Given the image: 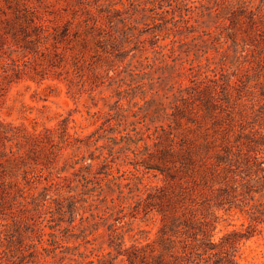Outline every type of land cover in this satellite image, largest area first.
<instances>
[{
    "label": "rangeland",
    "instance_id": "1",
    "mask_svg": "<svg viewBox=\"0 0 264 264\" xmlns=\"http://www.w3.org/2000/svg\"><path fill=\"white\" fill-rule=\"evenodd\" d=\"M173 117L175 148L230 141L223 189L239 205L209 211L218 243L264 208V0H0V264H85L93 246L107 251L96 222L116 224L121 204L131 212L133 184H166L137 170ZM123 222L126 247L128 234L145 245L161 227L156 212ZM257 228L237 264H264Z\"/></svg>",
    "mask_w": 264,
    "mask_h": 264
},
{
    "label": "trees",
    "instance_id": "2",
    "mask_svg": "<svg viewBox=\"0 0 264 264\" xmlns=\"http://www.w3.org/2000/svg\"><path fill=\"white\" fill-rule=\"evenodd\" d=\"M202 105L209 115L210 103L202 102ZM175 110L176 106L173 112ZM175 125L179 126V122L173 117L167 128L155 127L151 134L154 136L155 150L145 154L137 170L142 176L155 171L163 176L166 184L164 187L144 185L143 189L138 188L139 184H133L128 190V193L136 192L131 212L123 214L126 207L121 204L118 213H122V217L118 218L116 224H106V220L96 222L98 226H106L108 250L93 246L86 256L89 261L85 264H115L120 257L123 264H237L235 256L238 244L242 240L261 235L262 230L257 226L264 224V208L247 211L249 222L243 230L224 235L218 243L212 240L218 217L209 211L215 208L228 212L239 205H235L234 195L231 201H227L223 189L226 186L224 174L233 166L234 160L230 141L222 139L220 144H216L206 138L201 150L196 151L194 146L188 147L185 139H182L175 148L174 140L169 137L173 135ZM124 138L128 142L133 141L129 134ZM152 158L156 162L150 160ZM103 167L107 171L111 170L107 160ZM89 182L85 179L84 187ZM215 183L220 186L214 188ZM117 189L119 194H123L121 186L117 185ZM74 203L70 201L67 205L71 215L77 210ZM226 203L228 206H225ZM101 204L102 199L96 208ZM152 212H156L161 220L156 241L142 245L135 238L136 234H128L134 242L126 247L124 235L132 230H124L130 223L123 222V219L128 217L132 221L139 216L145 218ZM82 234L84 243L93 245V237Z\"/></svg>",
    "mask_w": 264,
    "mask_h": 264
}]
</instances>
